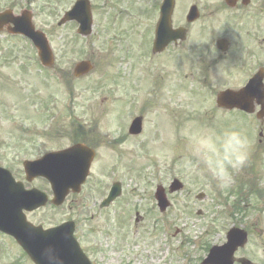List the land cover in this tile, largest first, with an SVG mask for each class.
<instances>
[{
	"label": "rangeland",
	"instance_id": "obj_1",
	"mask_svg": "<svg viewBox=\"0 0 264 264\" xmlns=\"http://www.w3.org/2000/svg\"><path fill=\"white\" fill-rule=\"evenodd\" d=\"M70 1L62 0L59 6L65 7ZM151 1L130 0L124 5L122 1L121 19L113 31H108L102 22L103 9L99 10L103 5L100 0H94L96 11L91 35L86 38L79 36L74 24L54 33L51 41L56 69L66 74L72 71L78 60L86 58L95 65L94 70L84 78H72L70 85L69 73L58 79L52 74L46 77L44 73L37 74V70L21 72L20 54L14 61L9 60L10 63H0V165L9 168L18 179L24 180L21 156L32 158L54 147L66 145L69 142V139H65L68 134L62 127L77 118L85 124V138H94L99 146L89 187L105 184L106 192L114 181H120L126 190L116 212L109 209L107 214L97 211L86 188L85 216H95L92 219L93 226H96L97 220H105V215L110 220H129L130 223L134 220V213L139 211L141 215L148 213L146 224H154L161 219L156 209L149 212L155 207V187L159 183L167 186L172 178L177 177L184 183V189L171 196V206L164 214V220L168 222L170 234L174 233L175 227L183 228L184 233L176 239L171 236L172 252L167 251L170 242H166L157 231L153 232V237L156 245L162 246L165 264L171 263L175 256L180 259L176 264H188V255L193 256V259L203 255L201 246L223 242L224 236L219 232L222 220H240L241 217L242 220H258L259 228L264 231V134L260 138V122L253 116V120L238 113L224 116L215 110L213 97L197 95L196 77H192L193 72H187L192 70L191 61L185 65L179 62V72L173 56L165 55L168 78L164 86L160 78L151 80L148 76L151 71L146 73L143 70L147 65L146 56L135 43L136 37L147 34L150 23L147 9ZM10 44L19 46L18 43ZM142 47L144 51L149 49L146 41ZM116 50L119 56L114 55ZM135 54H138L139 62L136 68L133 61ZM109 69L112 70L109 72ZM139 72L146 74L141 75ZM183 73H187L186 77H183ZM108 76L109 81L113 78L122 80L102 85L98 83ZM137 106L146 110L143 115L146 128L144 135L134 137L128 134L127 129L137 114L131 111ZM39 112L45 113L43 117L38 116ZM44 119L52 121L51 125L48 121L43 122ZM101 128L107 131L101 133ZM227 128L244 133L251 149L247 166L234 173L230 186L221 188L192 155L190 143L194 137L219 134ZM53 131H58L55 139L51 134ZM119 134L124 137L115 143ZM240 179L246 182L240 206L245 205L247 211L244 215L232 216L230 204L236 200L237 194L229 191L237 189ZM251 182L256 189L262 190V198L248 194L247 186ZM32 184L50 195L46 181L38 179ZM199 192H204L206 197L198 200L196 195ZM198 211L201 213L198 214ZM68 215L65 206L61 210H54L48 204L27 214V217L48 227ZM213 220L219 221L210 232L204 233L205 229L209 230ZM128 226L123 232L128 231ZM263 231L261 236L251 237L250 249H264ZM133 232L132 228L130 233ZM185 236L192 238L193 242H185ZM15 248L13 241L0 233V264H12L17 259L19 254ZM162 263L159 261V264Z\"/></svg>",
	"mask_w": 264,
	"mask_h": 264
},
{
	"label": "flooded vegetation",
	"instance_id": "obj_2",
	"mask_svg": "<svg viewBox=\"0 0 264 264\" xmlns=\"http://www.w3.org/2000/svg\"><path fill=\"white\" fill-rule=\"evenodd\" d=\"M60 1L0 0V14H4L0 19V63H10L9 60L14 61L18 57L17 54H20L21 72L41 70L38 50L33 41L27 36L16 34L14 30L19 27L42 30L52 36L58 27H61L55 25L52 18L62 15L67 10L57 6ZM100 1L103 5L99 7L100 11L103 9L102 22L108 31H113L121 19V0ZM91 4L94 13L96 6ZM165 6L171 8L170 30L173 32H167L161 43L169 36L172 37L164 49L155 50L156 30L161 19V9ZM147 15L150 19L147 34L136 37L138 40L135 38V43H138L146 56L147 65L143 70L148 73L151 71L153 78H160L164 82L168 78L164 65L165 55L173 56L179 72H181L179 62L185 65L191 61L192 70L187 72H193L192 77H196L197 95L213 97L215 110L224 116L233 112L242 113L240 109H230L218 104L217 96L226 89L242 88L256 73L263 76L264 82V0H152ZM10 40L19 46L11 45L8 43ZM144 41L149 46L147 51L142 47ZM137 55L135 54L133 58L134 68L139 65ZM186 74L183 73V77H186ZM251 104L253 113L250 115L256 118L257 111L261 108L260 101L253 98ZM64 127L70 129L69 135L65 137L69 142L62 147H56L55 151L78 146L71 154L81 157L85 162L86 145L95 155L94 159L97 158L98 141H88L90 139L85 138V124L69 121ZM105 188L100 184L90 188L88 197L94 199V207L99 213L108 214L109 209L115 207L116 200L109 207H101V202L110 190L109 187L105 192ZM64 204L69 215L57 220L53 226L65 222L73 224L74 236L82 255H74L78 250L70 249L74 253L69 258L71 264H159V261H162V264L166 263L164 262L166 256L162 255V246L158 247L154 242L153 232L157 231L166 238L169 229L167 220H156L154 224H146L147 212L136 216L130 223L129 220H110L105 215V220H97L96 226H93L92 219L95 216L85 217V181L81 191L70 192ZM62 206L57 207V210ZM113 211L116 212V207ZM29 221L34 224L40 223ZM127 226L128 231L123 232ZM221 226V232L227 233L228 230L238 229L240 233H246L248 238L253 235L261 236L263 231L257 226V222L250 220H227ZM131 227L133 233H130ZM181 231V228H175L173 236L176 237ZM248 245L249 243L236 248L230 264H264V249L253 250ZM18 252V256H22L23 260L15 259L12 264H34L22 249H18ZM187 259L188 264H202L203 260L201 256L194 259L190 256ZM179 261L178 256L167 264H176Z\"/></svg>",
	"mask_w": 264,
	"mask_h": 264
},
{
	"label": "water",
	"instance_id": "obj_3",
	"mask_svg": "<svg viewBox=\"0 0 264 264\" xmlns=\"http://www.w3.org/2000/svg\"><path fill=\"white\" fill-rule=\"evenodd\" d=\"M168 20H167V24L169 23ZM42 48L44 49V46H42ZM77 68H79V70L77 71H81V69L85 71L87 69V64H85V62L80 63L77 66ZM139 120L137 119L134 121L132 127L130 128L131 132L139 131L140 129ZM25 166L29 179H31L33 176L36 175H44L49 178L52 173V167H53L52 158L46 155V157H43L39 161L26 162ZM89 166H90V159H85V177L88 173ZM181 188H182V184L176 180L171 185L170 191L173 192ZM160 190L162 189H159L157 191V197L163 196V192ZM21 192H23V188L21 187V189H19V187H14V180L11 177L10 173L5 169L0 168V229H2V226L5 225V222L3 220H8L10 224L12 223V220H25L24 216L21 213V208H20L22 203L23 205L26 204L27 207L37 208L39 206L44 205L47 201L46 195L37 189L25 191L24 193H22V195L20 194ZM66 194H67V189H64L62 191L60 190L58 192V199H57L58 204L64 200ZM55 201L56 199L54 200V202ZM165 201H166L165 199L161 200L162 209L167 205V202ZM9 225L7 224L5 226L7 227ZM58 229L60 228L43 230L41 227H35V228L30 227L27 223L24 231L16 230L14 233L19 237L17 238L19 243L29 252L31 258L35 260L37 264H44V261L42 259V253L46 249L53 250V249L62 248V246L57 245L59 241L58 239L55 238L54 235L56 232L61 231ZM228 252H230V250H228L227 253ZM211 258H209V260Z\"/></svg>",
	"mask_w": 264,
	"mask_h": 264
},
{
	"label": "clouds",
	"instance_id": "obj_4",
	"mask_svg": "<svg viewBox=\"0 0 264 264\" xmlns=\"http://www.w3.org/2000/svg\"><path fill=\"white\" fill-rule=\"evenodd\" d=\"M100 131L105 133L107 130L101 128ZM250 149L248 137L231 128L224 129L219 134L194 137L190 143L192 155L221 188L230 186L234 173L247 166ZM42 259L44 264H63L62 259L52 249H46L42 253Z\"/></svg>",
	"mask_w": 264,
	"mask_h": 264
}]
</instances>
